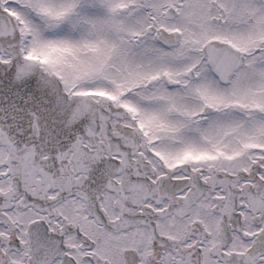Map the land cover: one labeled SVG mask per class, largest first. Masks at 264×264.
Listing matches in <instances>:
<instances>
[{
	"label": "snow or ice",
	"instance_id": "6c2138e0",
	"mask_svg": "<svg viewBox=\"0 0 264 264\" xmlns=\"http://www.w3.org/2000/svg\"><path fill=\"white\" fill-rule=\"evenodd\" d=\"M0 264H264V0H0Z\"/></svg>",
	"mask_w": 264,
	"mask_h": 264
}]
</instances>
